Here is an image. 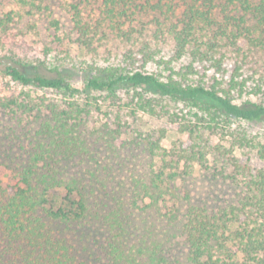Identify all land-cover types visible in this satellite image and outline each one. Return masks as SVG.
Returning a JSON list of instances; mask_svg holds the SVG:
<instances>
[{
	"label": "trees",
	"instance_id": "obj_1",
	"mask_svg": "<svg viewBox=\"0 0 264 264\" xmlns=\"http://www.w3.org/2000/svg\"><path fill=\"white\" fill-rule=\"evenodd\" d=\"M97 2L87 19L72 5L88 56L80 86L59 64L36 71L27 55L2 69L64 99H0L36 123L16 181L0 180V264H264V166L249 163L250 153L264 163V134L242 125L264 123V0ZM122 109L166 117L187 140L120 141ZM140 154L148 164L125 180L124 157Z\"/></svg>",
	"mask_w": 264,
	"mask_h": 264
},
{
	"label": "rangeland",
	"instance_id": "obj_2",
	"mask_svg": "<svg viewBox=\"0 0 264 264\" xmlns=\"http://www.w3.org/2000/svg\"><path fill=\"white\" fill-rule=\"evenodd\" d=\"M72 5L78 7L81 16L87 19V17L94 18L99 3L97 0H0V18H6L7 13L12 18L10 22L8 21L6 30L0 27V99L10 95L17 96L22 91H28L34 98L64 99V94L61 92L22 86L2 72L4 66L12 61V57L17 58L23 55L29 56L32 65L36 66V71L48 75L54 74V66L58 64L63 66L62 69L71 74L72 83L80 86V71L77 69L82 66L81 61L88 56L76 42V35L72 30ZM103 97L104 94L100 95V100H104ZM124 101L122 97L115 100L108 98L102 102V110H116L117 106ZM19 114L20 112L13 114L8 110L0 109V180L3 183L16 181L15 168L20 166V162L24 159L30 134L36 126V123L31 122L30 119L25 120V115L22 116L21 121H18ZM119 114L124 123L120 141H127L135 135L151 133L155 138L162 135L159 140L160 145L169 148L173 143L187 140L186 135L178 132L176 125L166 117L143 112L132 116L125 112V109H122ZM96 118L100 121L102 117L94 115L91 122ZM242 125L250 135L259 137L264 134L263 122H242ZM141 149L142 146H139L135 150L136 153H141ZM237 153L240 154L239 151ZM122 158L120 157V162ZM241 159L244 160L245 156H241ZM133 160V158L125 159L124 157L122 176L125 180H129L130 170L140 173L142 167L149 162L143 154L138 156L137 161ZM249 163L254 168L264 166L254 153H250ZM113 167H117V162L116 164L114 162ZM198 172V168L195 167L194 173L198 175ZM200 175L201 173L197 176L198 183L203 182L199 178ZM220 188L217 190V193L221 194L220 197L228 198V187L220 186ZM92 236L96 240L101 239V236L95 232Z\"/></svg>",
	"mask_w": 264,
	"mask_h": 264
}]
</instances>
